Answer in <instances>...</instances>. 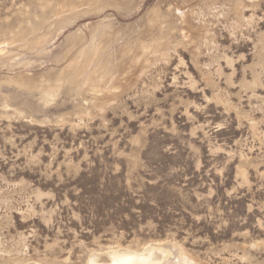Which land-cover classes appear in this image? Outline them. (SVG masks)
<instances>
[{
	"label": "rangeland",
	"instance_id": "374dc122",
	"mask_svg": "<svg viewBox=\"0 0 264 264\" xmlns=\"http://www.w3.org/2000/svg\"><path fill=\"white\" fill-rule=\"evenodd\" d=\"M0 48V264H264V0H0Z\"/></svg>",
	"mask_w": 264,
	"mask_h": 264
},
{
	"label": "bare ground",
	"instance_id": "6f19581e",
	"mask_svg": "<svg viewBox=\"0 0 264 264\" xmlns=\"http://www.w3.org/2000/svg\"><path fill=\"white\" fill-rule=\"evenodd\" d=\"M49 40L50 39L46 34L37 36L33 40L30 41V43L26 47V50H29V51L35 50V52L37 53L39 52V50H42L44 48V46L49 42ZM1 50H3V48ZM71 71H73V69ZM71 71L68 72L66 75H64V77H61L60 81L64 82L70 75L74 76L75 73L73 74ZM81 74L83 73L81 72ZM77 76H74L73 78L75 79ZM111 253L112 255H111V260L109 263H104L103 261H101L103 263H100L96 261V259L91 258L89 260V264H198L191 258L185 256L179 247L173 244H170V243H160V242L151 243L150 245L145 247L142 251H134V250H129V249L118 248V249L111 251Z\"/></svg>",
	"mask_w": 264,
	"mask_h": 264
}]
</instances>
